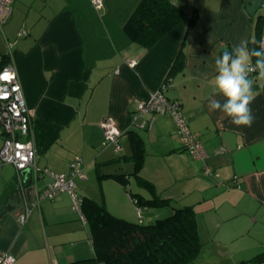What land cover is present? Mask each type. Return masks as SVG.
I'll use <instances>...</instances> for the list:
<instances>
[{"label":"crops","instance_id":"1","mask_svg":"<svg viewBox=\"0 0 264 264\" xmlns=\"http://www.w3.org/2000/svg\"><path fill=\"white\" fill-rule=\"evenodd\" d=\"M171 1L184 18L144 48L123 29L139 0H103L99 9L90 0H13L6 31H0V55L14 65L32 111L40 166L67 173L69 162L81 157L85 178H75L76 193L129 221H139L130 194L144 203L147 223L190 205L202 246L186 264H242L264 253V79L250 75L251 127L233 125L224 113L211 111L208 100L224 99L214 86L216 58L253 39L258 20L264 36V6L250 15L247 0ZM181 48L184 63L173 70ZM129 59H135L133 67ZM166 77L171 86L165 95L181 102L207 152L204 162L182 149L168 115H155L150 129L133 124L137 102ZM106 118L121 130L118 153L102 143ZM128 130L142 141L137 174ZM119 173L128 174L127 185L107 176ZM48 180L43 175L35 186L20 187L14 167L0 163V252L14 255L13 264H72L94 256L88 224L66 192L37 200ZM158 198L170 203L145 202Z\"/></svg>","mask_w":264,"mask_h":264},{"label":"trees","instance_id":"2","mask_svg":"<svg viewBox=\"0 0 264 264\" xmlns=\"http://www.w3.org/2000/svg\"><path fill=\"white\" fill-rule=\"evenodd\" d=\"M184 16L185 11L171 0H139L123 29L132 42L147 48L181 22ZM258 21L255 36L247 43L250 49L258 48L262 37ZM2 56L3 62H6V55ZM184 57L185 53L181 48L173 63V70L183 65ZM127 134L132 148L129 159L134 163L132 173L137 174L144 156L142 141L134 130H128ZM107 176L127 185V173ZM130 196L137 205L144 207V203L134 194ZM145 202L170 203L165 198ZM80 210L89 227L94 256L72 264H186L199 254L202 246L195 210L190 205L173 207L171 214L150 223L143 222V217L137 222L119 218L102 204L83 196ZM260 261H264V253L257 254L242 264Z\"/></svg>","mask_w":264,"mask_h":264},{"label":"built area","instance_id":"3","mask_svg":"<svg viewBox=\"0 0 264 264\" xmlns=\"http://www.w3.org/2000/svg\"><path fill=\"white\" fill-rule=\"evenodd\" d=\"M90 1L96 9L103 6V0ZM12 2L13 0H0V31L11 14ZM20 34L21 32L18 33V35ZM262 40H264V36L261 37L260 42ZM3 60L4 56L0 55V137L2 138L0 163L10 164L14 167L20 187L26 183L35 186L39 177L47 176L49 180L43 190L37 193V200L44 197L53 198L60 192H66L70 196L73 209L85 221L80 210L81 196L75 190V178H85L81 157L75 156L69 162L67 173H54L38 164L30 127L32 111L26 104L23 88L14 65L9 61L3 62ZM127 63L133 67L136 61L135 59H129ZM170 86L171 78L166 77L149 94L147 99L137 102L132 114L133 124L139 128L150 129L155 115H168L175 125L182 148L193 159L204 162L207 158V152L199 139L198 133L190 130L181 102L177 99H170L165 95ZM138 119L139 121H137ZM101 127L103 130V145L112 146L113 150L118 153L121 150L119 143L121 130L109 118L101 121ZM221 150L223 148L218 149V151ZM203 171L205 174H211L208 167L204 166ZM143 210L144 207L136 206L139 218H142ZM29 211V208H26V211L18 216L20 223L25 221ZM14 261L15 257L11 253L0 252V264H13Z\"/></svg>","mask_w":264,"mask_h":264},{"label":"clouds","instance_id":"4","mask_svg":"<svg viewBox=\"0 0 264 264\" xmlns=\"http://www.w3.org/2000/svg\"><path fill=\"white\" fill-rule=\"evenodd\" d=\"M215 68L216 93L224 99L211 97L209 109L224 113L237 127H251L255 118L251 110L254 93L250 74L256 72L264 79V40L258 48L251 49L246 41H241L216 58Z\"/></svg>","mask_w":264,"mask_h":264},{"label":"water","instance_id":"5","mask_svg":"<svg viewBox=\"0 0 264 264\" xmlns=\"http://www.w3.org/2000/svg\"><path fill=\"white\" fill-rule=\"evenodd\" d=\"M261 6H264V0H247L245 4L246 10L250 15H254Z\"/></svg>","mask_w":264,"mask_h":264},{"label":"rangeland","instance_id":"6","mask_svg":"<svg viewBox=\"0 0 264 264\" xmlns=\"http://www.w3.org/2000/svg\"><path fill=\"white\" fill-rule=\"evenodd\" d=\"M3 29H4V32H5V31H6V26H5V25L3 26ZM2 45H4V42H3L2 36H1V34H0V47H1Z\"/></svg>","mask_w":264,"mask_h":264}]
</instances>
